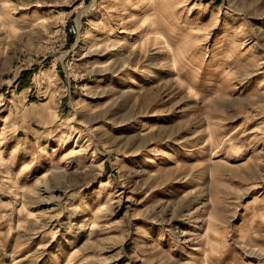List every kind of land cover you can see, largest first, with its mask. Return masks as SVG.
<instances>
[{
  "label": "rangeland",
  "instance_id": "374dc122",
  "mask_svg": "<svg viewBox=\"0 0 264 264\" xmlns=\"http://www.w3.org/2000/svg\"><path fill=\"white\" fill-rule=\"evenodd\" d=\"M0 264H264V0H0Z\"/></svg>",
  "mask_w": 264,
  "mask_h": 264
},
{
  "label": "bare ground",
  "instance_id": "6f19581e",
  "mask_svg": "<svg viewBox=\"0 0 264 264\" xmlns=\"http://www.w3.org/2000/svg\"><path fill=\"white\" fill-rule=\"evenodd\" d=\"M122 2H123V1H122ZM123 4H124V2H123ZM101 40H102V35H101V34L94 36V40H93V41L98 42V41H101ZM87 41L89 42V40L80 41V42L77 44L76 49H80V48L84 47V46L87 44ZM167 46H169V43H168L167 41H165V45H164V47H167ZM165 49H166V48H165ZM167 50H169V49H167ZM168 52H170V50H169ZM171 52H172V51H171ZM40 112H41V111H40ZM40 112H39V113H40ZM39 115H42V114H39ZM20 177H21V174H20Z\"/></svg>",
  "mask_w": 264,
  "mask_h": 264
},
{
  "label": "built area",
  "instance_id": "2783aa9c",
  "mask_svg": "<svg viewBox=\"0 0 264 264\" xmlns=\"http://www.w3.org/2000/svg\"><path fill=\"white\" fill-rule=\"evenodd\" d=\"M69 32H70V33H76V32H77V31H76V27H75L74 25L70 26V27H69Z\"/></svg>",
  "mask_w": 264,
  "mask_h": 264
}]
</instances>
